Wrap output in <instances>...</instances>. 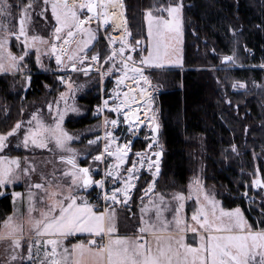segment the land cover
I'll use <instances>...</instances> for the list:
<instances>
[{
	"label": "snow or ice",
	"instance_id": "snow-or-ice-1",
	"mask_svg": "<svg viewBox=\"0 0 264 264\" xmlns=\"http://www.w3.org/2000/svg\"><path fill=\"white\" fill-rule=\"evenodd\" d=\"M47 4L48 0H42L41 14L46 10ZM17 7L23 13L19 17L18 32L0 25V32L3 33L0 34V70H5L6 66L17 71L24 70L27 63L25 57L29 55L27 49L34 47L37 39L35 36L31 37L33 43L29 44L25 27L32 4L28 3L22 8ZM51 7L58 25L54 29L55 41H61L60 33L64 28L68 29L66 38L63 39L65 45L69 44L70 39L77 33L87 32V38L77 45L74 52L67 55L70 62L67 64L63 58L66 54L65 49L57 43L48 44L43 51L38 48L36 62L41 67H44L41 60L44 52L54 53L58 66L70 67L74 71L83 70V61L89 58L98 65L101 61L98 54L89 57L86 52H83L84 48L95 39V33L90 28H85V25L95 19L98 25L107 26L111 20L115 27L121 30L122 38L119 41L120 47L113 48L110 54L104 57L105 63L111 62L107 72L113 69L124 71L123 77H117L118 87L124 80L131 81V85L135 87L128 86L122 98L117 92L120 103L109 105L106 99L103 106H97L100 112L110 108L116 113L115 119L104 118L103 137L96 136L88 141L91 144L104 140L103 151L93 156V161L103 162L106 157L115 158L100 179H93L89 166H81L77 163L78 153L70 145L73 137L62 127L65 113L69 110L78 111L74 107L69 108L67 92H62L59 100L47 105L48 110L55 114L53 125L45 124L36 114H33L28 121H17L9 131L0 133V152L7 148L8 138L20 132L22 124L26 128L22 137L25 148H28L30 144L47 148L49 140H54L56 147L67 153L59 158L69 166L61 175L70 179L67 184L60 182L53 184L49 180L47 183H35L30 187L27 195V223L30 225L31 232L27 239H25L22 222H17L14 216H9L3 221L0 239L7 238L11 241L9 245L11 251L3 264H264V200L257 203L247 190L243 192L244 199L249 202L248 211L256 213L259 217L258 220L254 217V222L249 223L240 207L228 210L220 207L214 197L203 192L199 180L193 182L199 207L193 209L191 224L186 221L183 214L186 197L183 192H177L171 197L177 202L175 214L171 220L164 215L170 206L164 195H159L156 201L150 199L148 206L141 209L142 214L155 210L152 222L143 219L142 215L143 225L139 228L140 233H150L154 237V244L143 235H138L134 239L112 236V233L116 231L115 215L114 211L109 210V206L128 203L135 181L139 179V169L145 166L153 172V180L145 189V195L151 192L155 188V176L160 173V157L163 154L162 146L158 144L157 139L159 124L155 123L156 117L151 110V98L146 87L150 81L144 75L143 68L135 66L137 61L132 58V53L141 42L136 41L135 44L129 42L131 33L127 27V18L122 14L124 9L122 0H84V2L74 0L71 5L67 0H60V2L52 3ZM10 8L11 5L7 3V0L0 3V13L10 15ZM110 8L119 9L120 12H109ZM184 8V0H161L155 8L150 7L145 10L148 36L152 43L151 50L147 56L139 60V65L163 61L177 64L182 62L179 57L178 43L182 34ZM78 9H87V12L92 15L85 14L81 17L77 15ZM12 37L17 40L23 38L19 55L8 50V43ZM108 39L111 45L116 44L114 37L109 36ZM41 43H47V41L41 40ZM82 52V56L78 55ZM172 56H175L174 61L170 59ZM117 58L122 65L120 68L116 64ZM78 61L81 68H77ZM223 61L226 64H235L237 62L235 53L224 55ZM130 65H132L131 68H129ZM93 66L89 64L87 68L91 69ZM261 67L264 68V65ZM129 71L132 73L131 76L128 75ZM103 74L102 72L101 75ZM60 80L67 84L69 90L72 88V84L64 76H61ZM140 81H143V84ZM30 84L31 75L25 73V86ZM237 86L244 85L239 81L232 85L234 88ZM60 100H63V109L60 106ZM140 100H143V105L139 103ZM128 101H132V104L130 105ZM141 107L144 108L147 124L152 126V134L146 137L149 139L146 148L133 153L132 139L125 138L120 142L119 136L122 133H118L116 129L124 123L128 126L127 132L135 136L138 129L145 125V120L140 119ZM122 109H126L123 112V120L120 119ZM33 121H35L34 126ZM153 144H156L160 150H153ZM231 147L233 151L236 150L235 145ZM129 153H132L136 159L128 168H123L129 163ZM0 159H11V164L20 168L19 157H0ZM32 170L30 166L22 169L25 174H30ZM260 171L261 167L255 165L250 183L252 187L264 193V176L259 175ZM16 178L13 167L0 166V195H5L8 184ZM107 183L112 184L113 187L108 188ZM93 185L100 189L97 200H103L104 210H95V205L88 201L87 197L91 193H87L86 190L93 188ZM32 189L42 190L43 195L40 199L49 201V204L42 209H36L37 198ZM201 194H203L202 201ZM10 195L15 201L21 198L22 194L13 191ZM191 195L190 192L189 196ZM34 211L39 212L37 217L32 215ZM255 224L260 226L255 227ZM188 231L200 234L199 245L192 246L185 242L184 234ZM73 233L100 236L101 243H97L96 239H89L87 244L80 242L72 245L73 251L69 253L63 246V241ZM104 234L108 236L107 242H103Z\"/></svg>",
	"mask_w": 264,
	"mask_h": 264
},
{
	"label": "trees",
	"instance_id": "trees-1",
	"mask_svg": "<svg viewBox=\"0 0 264 264\" xmlns=\"http://www.w3.org/2000/svg\"><path fill=\"white\" fill-rule=\"evenodd\" d=\"M184 3L182 67L147 73L148 80L159 88L154 103L162 123L159 138L164 147L155 193L168 197L183 192L190 181L201 175L206 187L217 188L216 198L224 209L240 207L249 223H253L254 217L257 220L259 217L248 211L249 202L243 192L247 190L257 203L262 201L250 181L254 166L262 165L264 157V68L261 67L264 65V0H184ZM154 5L155 0H124L127 27L137 41L142 42L141 36L147 35L145 10ZM40 22L38 19L37 26ZM108 27L109 32L111 27ZM99 45L105 46L103 39ZM98 50L99 47L92 49L89 54ZM233 53L237 62L222 65L223 56ZM29 59L21 71L31 74L26 92L15 88L16 78L0 75V133L9 131L17 121L27 120L33 104L43 100L48 87L54 88L52 94L65 88L56 79L59 74H54L57 72L54 63L49 70L53 73H44L32 61L34 54ZM237 81L245 85L244 90L232 87ZM81 102L88 114L68 119L69 131H81L95 123L93 110L100 102L99 83ZM86 142L84 139L81 143ZM147 144L140 137L133 144V153L144 150ZM232 145L236 146L235 151ZM7 153L10 157L23 156L11 144ZM93 156L83 164L88 165ZM132 157L133 154L131 161ZM142 176L145 183L134 189L130 201L135 209L137 191L139 196V190L151 181L149 175ZM10 193L8 190L0 199V229L12 213Z\"/></svg>",
	"mask_w": 264,
	"mask_h": 264
},
{
	"label": "rangeland",
	"instance_id": "rangeland-1",
	"mask_svg": "<svg viewBox=\"0 0 264 264\" xmlns=\"http://www.w3.org/2000/svg\"><path fill=\"white\" fill-rule=\"evenodd\" d=\"M3 2H4V0H0V3H3ZM54 2H60V0H48L46 10L43 12V14H41L42 0H7V3L9 5H11V8L9 9L10 15H5L4 13H0V25H3L4 27H6V28H8L14 32H18L19 17L23 13L19 10V8L17 6L22 8V7L26 6L28 3L32 4V10L28 13L29 18L26 22L25 27L27 30V35L29 37V44L33 43V41L31 40V37L35 36V37H37V39L34 42L35 46L27 49V51L29 52V55L25 57V61H28L30 55L34 54V60H32V61L36 62L37 49L39 48L41 51H43L44 49H46L48 47V44H50V43H53V42L57 43L60 47L63 48V39L66 38V33H67L68 29L67 28L62 29V31L60 33L61 38H62L61 41H55L53 39L54 29L56 26H58L57 21L55 19V16L52 13L51 5ZM67 2L71 5L74 2V0L73 1L67 0ZM81 2H84V0H81ZM159 2H161V0H155L154 8ZM85 14L90 15V13L87 12V9H78L77 10V15L83 17V16H85ZM125 17H126V8H125ZM38 19L42 20V22H40L41 23L40 26H39V24L37 26ZM145 22H146V27H147V35L141 36L142 37L141 38V40H142L141 50L137 51V47H136V51L134 53H132L133 60L137 61V64L135 66L142 67L143 71H144V75L147 77H148L147 73L150 71L165 70V68H172V67L173 68L182 67L183 57H184V38H185L184 13H183L182 34L180 37V41L178 43L179 57L182 61L180 64H177L174 62H169V61H163L160 63H153L150 65H139V63H138L139 60L143 56H147L148 52L151 50V43H152L151 38L148 36V23H147L146 18H145ZM127 24H128V21H127ZM108 26L111 27L109 32L107 31V29L109 28ZM85 28H90L95 33V39L92 40L87 45L86 48H84L83 52H86L87 55L89 57H91L92 54H89L90 51L92 49H98V47H99L98 52L94 53L93 55L98 54L101 57L100 63L97 65L96 62L92 61L89 58V59L83 61V70L74 71L70 67L69 68H63L61 66H58L56 64L54 53L49 54L48 52H44L41 55V60L43 61L44 67H41L40 64H38L36 62L37 66L40 68V71H43L44 73H53L52 71H49V70L51 67V63H54L57 66V69H56L57 72H54V74L55 73L59 74L58 76H56L57 77L56 79L65 88L62 91H60L59 93H53L52 94V91L54 92V88L52 89V87L51 88L48 87V92L45 94L43 100H40L39 102H35L33 104V107L30 110L31 113L27 114V115H29L28 116L29 118L27 120H25L24 122L28 121L32 117L33 114H36L45 124L53 125L55 123V119H54L55 114H54V112H50L48 110L47 105L50 102L54 103L55 101L59 100L60 94L62 92H67L68 93L67 101H68L69 108L71 109L74 107V108L78 109V111L69 110L68 112H66L64 115V120L62 122V127L65 131H67L73 137V140L70 141V145L78 153V155L76 157L77 163L80 164L81 166H89L90 171L92 172V175H93V179L96 180V179H99V177L104 175L105 169L113 162V160L115 158L114 157H112V158L106 157L103 162L93 161V159L91 158L88 162V165L83 164V162L90 155L94 154V156H95L98 154V152L103 151V144H104L103 139H101L97 143H91V144L88 141L94 139L96 136L103 137V134L105 131L103 121H104L105 117H108L109 119H115L116 118V113H114L110 108L104 109L102 112H100L98 110L97 106L98 105L103 106L104 100H106V99L108 100L109 105H113L115 103H120V98H117V92H119L120 97L122 98L124 92L127 91V88L129 85L133 86V87H135V86L131 85V81L124 80L123 83L120 84L118 87L117 77H123L125 74L124 71H116L115 69H113L111 72H107V70L110 67L111 62H108V63L104 62V57L106 55L110 54V52L112 51L113 48L118 49L120 47L119 41L122 38V34L117 35L114 32L111 25H107V26H105L103 24L98 25L97 22L90 23L89 25H86ZM129 31L131 33V35L128 38L129 42L131 44H135V42L137 40L135 39L134 33L131 30H129ZM0 34H3V33L0 32ZM109 36H112L115 38V40H116L115 45H111L109 43V39H108ZM86 38H87V32L78 33V35L75 37L74 40H72L70 45H68L67 48H64L66 54L64 55L63 58H64V62L66 64L70 63L67 59V55L74 52L77 49V45L80 44L81 41L83 39H86ZM100 39L104 40V43H105L104 47H101V45H99ZM41 40L47 41V43H41ZM22 42H23V38H21L20 40H17V39H15V37H12L8 43V50L11 51L15 55H19L21 52ZM83 52L78 53V55L82 56ZM170 59L172 61H174L175 56H172ZM89 64L94 65L93 69L91 68L90 70H88L87 65H89ZM116 64H117L118 68L122 67V65L120 64L119 58H117ZM131 67H132V65L129 66V68H131ZM77 68H81V64L79 61L77 62ZM102 72L104 73L103 75H101ZM25 73H29V72L17 71L15 69H10L7 66L5 67V70H0L1 76L6 75V76H11L13 78H16L15 79V88L17 90H23V92H26L28 90V88L30 87V85L25 86ZM128 75L131 76L132 73L129 71ZM61 76H64L72 84V88L70 90L68 89L67 84H65L63 81L60 80ZM97 83H99V86H100V102L94 106V110H93V117L96 120L95 123L92 124L91 126L85 128L84 130H81V131H76V132L69 131L68 128H66V121L68 119L81 118V117H84L88 114V110L85 107V105L81 102V100L85 97V95L89 91H91L92 87L97 85ZM140 83L143 84V81H140ZM151 85H152L151 91H152V100H153L152 111H154V113H155V117H156L155 123L159 124V129L161 130L162 129V123L160 121L158 110L156 109L155 103H154V96L158 93L159 88L157 86L153 85L152 83H151ZM107 86L109 87L108 91H106ZM244 88H245V85L243 87H241V86L235 87V89H237V90H244ZM60 106L63 109V100H60ZM124 111H125V109L121 110V114H120L121 120H123V112ZM110 114H113V117H111ZM141 120H145V125H142L138 129V133L135 136H131V134L127 132L128 126L126 124L121 123L119 125V127H118V129H116V131L118 133H122V135L119 136L120 142H122L125 138H131L132 142L134 144V142L136 140H138V139H140V137H142V139L145 141V143H149V139H147L146 137L151 136V134H152L151 133V127L152 126H149L147 124L146 119H141ZM34 125H35V121H33V126ZM25 131H26V128H25L24 124H22L20 132L17 134H14L13 136H10L8 138L7 148L11 144L12 149L14 151L19 152V153L20 152L23 153L22 157L18 156L20 158V161L21 160L23 161V163L20 162V168H16L15 165H12L11 159L6 161L8 166L13 167L14 173L17 177V179H15L14 182L12 181L11 183H9L8 186H15V185L25 186V183H23L25 181L22 180L23 179L22 175H26V174L22 171V169H23L21 167L22 165L30 166L33 168L30 175H33V174L42 175L43 176L42 181L44 183H47L49 180L52 181L53 184H56L57 182H60L61 184L69 183L70 182L69 177L61 175L62 172L66 171L69 166L66 165L59 158L61 155H66L67 153H65V152H63V150L57 148L54 140H49L47 148H39V147H36L34 145H31V144L29 145L28 148H25L23 146V141H22L23 133ZM143 131L145 132V134L142 135ZM84 139H86L87 142L81 143ZM158 144L160 146H162V152H163L164 147L160 141V138H158ZM7 148H5L2 152H0L1 156L3 155V157H10V156H8ZM153 150L158 151L160 149L157 147V145H155V146H153ZM131 155H132V153H129L128 161H131L129 159ZM16 157H14V158H16ZM132 158H133V160L130 162V164L136 159L134 155ZM256 158L258 159V157H256ZM153 159H155V157H153ZM261 161H262V165L259 163H257V165H259L261 168H263V171H264V157L262 158ZM0 163L2 164V166H5L4 161L1 160ZM130 164L129 163L125 164L123 166V168H128L130 166ZM94 165H98V167H94ZM161 166H162V162H160V173H159V175L155 176V188L151 192H149L147 195H145V189H147L149 187V184L153 180V172L149 171L147 166L139 169V179L135 181V187L132 189L133 192H134L135 188H140V185L142 183H145V180H144L145 178L142 176L143 174L149 175L151 177V181L147 184V187L143 188L142 190H139V196H137L138 195V191H137V193H136V198L138 199L137 209H135L131 203L127 204V206H124L123 204H116V205H110L109 206V210L114 211L115 218L118 221V229L121 232H124V234H127V235H118L119 237H129V238L134 239L138 235H143L144 238L147 239L150 243H153V244L155 243L154 237L150 233H140L139 231H136V233L138 232V234H135V230H137V227L139 230V228L143 225V220L141 219L142 215H143V219L149 220V222H152L154 220V215H155L154 209H152L148 212H145L143 214L141 212V209L148 206V202L150 199L152 201H156V200H158L159 195H163L160 193H155V191L157 189L156 183H157V181L160 177V174H161ZM200 173L202 174V172H200ZM259 175L264 176V172H262V170H261ZM21 177H22V179H21ZM141 179H142V181H140ZM196 180L200 181V185L202 187L203 192L208 193L210 197H214L215 200H217L219 202V206L222 207L221 202L216 198V189L217 188L215 186H209L210 188L206 187L205 183H204V179L202 178L201 175H197L196 179L194 181H196ZM194 181H190L188 183V185L184 188L185 192L183 191V193L186 197V199L184 201L183 214L185 216L186 221L189 224H191V215H192L193 209L199 207V204L197 203V200H196V194L194 191V183H193ZM106 186L108 188L113 187V185L110 183H107ZM164 187H165L164 185L161 186L162 192L164 191L163 190ZM93 188H89L86 190L87 193H91L90 195H88L87 198L89 201H91L95 205V207H98L97 210H104V207H103L104 203L102 204L99 202L98 204H96V203H94L95 200L94 201L92 200V198L94 196V192H95V191H93ZM96 192H98V190H96ZM133 192H131V193H133ZM179 192H182V191H179ZM190 192L192 193L191 196H189ZM255 192L260 193L261 199L264 200V193H261V191L259 189H255ZM175 193H177V192H175ZM82 194H86V193H82ZM173 194L166 197L170 206H169L168 210L164 213V215L169 220H171L172 216L175 214V206L177 203L175 200L171 199ZM132 195H131V198H132ZM202 200H203V194H201V201ZM129 201H131V199ZM101 207H103V208H101ZM189 212H190V214H189ZM244 215H245V213H244ZM245 217H246V215H245ZM0 230H2V227ZM130 232L133 234L128 235ZM199 235H200L199 233H193L191 231H188L184 234L185 242L192 245V246H197L200 243ZM4 260H5V252H4V250H1L0 251V264H3Z\"/></svg>",
	"mask_w": 264,
	"mask_h": 264
},
{
	"label": "crops",
	"instance_id": "crops-1",
	"mask_svg": "<svg viewBox=\"0 0 264 264\" xmlns=\"http://www.w3.org/2000/svg\"><path fill=\"white\" fill-rule=\"evenodd\" d=\"M0 157H3V155L2 156L0 155ZM9 158H14V157H9ZM1 160L5 162V164H4L5 166L6 165L8 166V164L6 162L7 160L0 159V161ZM20 162L23 163L22 160ZM0 166H2L1 163H0ZM21 167L24 168L26 166L22 165ZM22 177H23V179H22ZM22 177H21V179L23 181H25V182H23V183H25V186H20V185L19 186L18 185L7 186V191H6L5 195H7L8 190H10L11 192H13V191L20 192L22 194L21 198H17L15 201L13 200V197L11 196L12 197V213L9 216H14V218L16 219L17 222L23 223L24 235H25V239H27L30 235V232H31L30 225L27 223V216H28L27 195H28V192H29L30 187L32 185H34L35 183L43 182L42 181L43 176L39 175V174H33V175L26 174V175H22ZM32 191L37 198L35 201L36 209H38V210L42 209L46 205L49 204V201H45V200L40 199V196L43 195L42 190L32 189ZM5 195H0V199L3 198ZM89 202L92 203L91 201H89ZM97 209H98V207H95V210H97ZM32 215L34 217H37L39 215V212L34 211L32 213ZM115 228H116V231L112 234L113 237H117L118 235H127L118 229V221L116 218H115ZM2 229H3V224H2ZM136 231H139L138 227H137V230H135V234H138V232L136 233ZM132 234L133 233L130 232L128 235H132ZM89 239H96L97 243H101V237L100 236L90 235L89 233H73V234L69 235L63 241V246L68 249L69 253H71L73 251L72 245L80 243V242L87 244ZM107 240H108V236H107V234H104L103 235V242H107ZM10 244H11V241L9 239H7V238L0 239V251L4 250V252H5V260L4 261H6L8 259V253L11 251V248L9 247Z\"/></svg>",
	"mask_w": 264,
	"mask_h": 264
},
{
	"label": "bare ground",
	"instance_id": "bare-ground-1",
	"mask_svg": "<svg viewBox=\"0 0 264 264\" xmlns=\"http://www.w3.org/2000/svg\"><path fill=\"white\" fill-rule=\"evenodd\" d=\"M71 1H73V0H71ZM78 1H80V0H77V2H78ZM122 2H123V5H124V0H122ZM124 7H125V6H124ZM101 11H102V10H101ZM109 12H117V13H119L120 10H119V9H115V8H110V9H109ZM122 14H123V16L125 17V8L123 9V13H122ZM91 15H92V14H90L89 16H91ZM95 22H97V21H96L95 19H93L91 23H95ZM117 23H119V21H117ZM86 25H89V24H86ZM86 25H85V26H86ZM108 25H111V26H112L114 32H115L117 35H121V30L118 29V28H116L115 25L113 24V22H112L111 20L109 21ZM77 35H78V33H77L76 35H74V36L70 39L69 44H67V45L63 44V48H67V46L70 45V43L72 42V40H74L75 37H76ZM92 69H93V67H92ZM129 86H130V85H129ZM151 86H152V85H151V83H150V84L147 85L146 87L148 88L149 97L151 98V110H152V107H153V100H152ZM128 103L131 105V104H132V101H128ZM139 103H140L141 105H143V100H140ZM140 119H145L144 108H143V107H141V115H140ZM133 211H134V210H133Z\"/></svg>",
	"mask_w": 264,
	"mask_h": 264
},
{
	"label": "built area",
	"instance_id": "built-area-1",
	"mask_svg": "<svg viewBox=\"0 0 264 264\" xmlns=\"http://www.w3.org/2000/svg\"><path fill=\"white\" fill-rule=\"evenodd\" d=\"M102 177V176H101ZM101 177H99V179L101 178ZM93 187L95 188V189H97L98 190V192H96V193H94V196H93V199L95 200V202H100V203H104L103 202V200L101 199V200H97V195H98V193H99V191H100V189L97 187V186H95V185H93ZM131 192H133V190H131ZM133 194V193H132ZM130 203V201H128V203L127 204H129ZM127 204L125 205V204H123L124 206H127ZM104 205V204H103ZM101 208H103V207H101Z\"/></svg>",
	"mask_w": 264,
	"mask_h": 264
},
{
	"label": "water",
	"instance_id": "water-1",
	"mask_svg": "<svg viewBox=\"0 0 264 264\" xmlns=\"http://www.w3.org/2000/svg\"><path fill=\"white\" fill-rule=\"evenodd\" d=\"M90 14H92V13H90ZM141 42V41H140ZM141 44H142V42L140 43V45H138L137 46V51H140L141 50ZM222 64L224 65V66H228V65H230V64H226L223 60H222ZM88 70H90V69H88ZM159 130L160 129H158V133H157V139L159 138ZM156 144H153V146H155ZM162 158H163V154H162V156L160 157V162L162 161Z\"/></svg>",
	"mask_w": 264,
	"mask_h": 264
},
{
	"label": "flooded vegetation",
	"instance_id": "flooded-vegetation-1",
	"mask_svg": "<svg viewBox=\"0 0 264 264\" xmlns=\"http://www.w3.org/2000/svg\"><path fill=\"white\" fill-rule=\"evenodd\" d=\"M78 2H81V0L80 1H78ZM126 110V109H125Z\"/></svg>",
	"mask_w": 264,
	"mask_h": 264
}]
</instances>
